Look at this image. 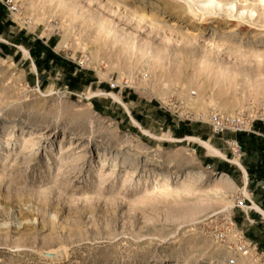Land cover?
<instances>
[{
	"label": "rangeland",
	"instance_id": "374dc122",
	"mask_svg": "<svg viewBox=\"0 0 264 264\" xmlns=\"http://www.w3.org/2000/svg\"><path fill=\"white\" fill-rule=\"evenodd\" d=\"M3 1L0 264H264L239 168L172 141L254 148L198 119L261 109L264 0H20L33 30ZM225 214L251 257L213 238Z\"/></svg>",
	"mask_w": 264,
	"mask_h": 264
},
{
	"label": "built area",
	"instance_id": "2783aa9c",
	"mask_svg": "<svg viewBox=\"0 0 264 264\" xmlns=\"http://www.w3.org/2000/svg\"><path fill=\"white\" fill-rule=\"evenodd\" d=\"M3 6L7 15L14 19L23 29L33 30L36 27V22L33 17L27 16L24 13L23 5L20 0H4ZM52 25H46L42 28V33H46L51 29ZM89 63L87 56H83L76 66L78 69H84ZM112 90L119 89L122 93L126 85L120 88L118 85L111 86ZM198 122L206 124L211 133L216 137H222L227 133L260 135L255 130V124L260 123L264 126V102L259 111L251 115H221L218 113H210L207 117L200 116ZM227 144L234 157H241L242 148L236 140L227 141ZM213 238L217 243L225 244L227 240L232 239V249L235 254L243 258H249L253 254V244L246 238L245 233L238 227L237 222L232 215H222L217 224L212 230Z\"/></svg>",
	"mask_w": 264,
	"mask_h": 264
},
{
	"label": "crops",
	"instance_id": "0c3cea01",
	"mask_svg": "<svg viewBox=\"0 0 264 264\" xmlns=\"http://www.w3.org/2000/svg\"><path fill=\"white\" fill-rule=\"evenodd\" d=\"M41 40L43 41V39H41ZM131 120H132V118H131ZM209 130H210V128H209ZM214 137H216V136H214ZM244 137H246L248 140H251L254 142V144H255L254 148H251L250 150L245 149V153H244V150L242 151L240 161L237 160L239 165L235 164L233 162L234 160H232V161L227 160L226 157H225V161H228L231 164H233L239 168V170L241 171V175H242L241 181L243 184V191L246 193L248 200L250 201V203H252L254 206H257L258 208H260L264 212V138L260 135H244ZM189 138H192V137H189ZM189 138H186V139H189ZM219 138H220L219 140H223V138H226V136L224 135V136L219 137ZM195 139H198V138H195ZM182 140H185V139H182ZM231 140H236V139L230 138L227 141H231ZM176 141H179V140H176ZM185 142H187V141H185ZM199 146L202 147L201 145H199ZM202 148H204V147H202ZM212 148H214V147H212ZM215 150H217V149H215ZM217 151H219V150H217ZM209 157L224 160L221 157L219 158L215 155L209 154ZM221 176H225V175H221ZM225 177L229 178L228 175H226ZM258 215H259L260 223H264V218H263L264 215H263V217L259 213H258ZM242 219L245 222H247V221H249L250 223L254 222V221H252V218L250 215H244V216H242Z\"/></svg>",
	"mask_w": 264,
	"mask_h": 264
},
{
	"label": "bare ground",
	"instance_id": "6f19581e",
	"mask_svg": "<svg viewBox=\"0 0 264 264\" xmlns=\"http://www.w3.org/2000/svg\"><path fill=\"white\" fill-rule=\"evenodd\" d=\"M202 8H206L205 6H203V5H200ZM206 9H208V8H206ZM27 55V54H26ZM88 59H89V57H88ZM90 60V59H89ZM108 95H110V96H112V97H115L113 94H108ZM117 99V98H116ZM117 101H118V99H117ZM120 102V101H119ZM187 140H197V142H200L205 148H206V150H207V152L209 153V154H211V155H215V156H217V157H221L222 159H224L225 160V156L220 152V151H217V150H215L214 148H212V146H210L208 143H206V142H202V141H199L198 139H193V138H189V139H186V140H179L178 142H184V141H187ZM172 141H176V140H174V139H172ZM235 164H237V162L236 161H233ZM204 175L203 176H201V178L202 179H204ZM224 180H225V178H223ZM227 181V180H226ZM257 207V206H256ZM257 209H259L258 207H257ZM260 210V209H259ZM261 212L263 213V215H264V212L261 210Z\"/></svg>",
	"mask_w": 264,
	"mask_h": 264
},
{
	"label": "trees",
	"instance_id": "16d2710c",
	"mask_svg": "<svg viewBox=\"0 0 264 264\" xmlns=\"http://www.w3.org/2000/svg\"><path fill=\"white\" fill-rule=\"evenodd\" d=\"M255 130L257 132H259L260 134H263L264 135V126H262L260 123H256L255 124ZM246 134H238V136H244ZM236 141L240 144L241 148H242V151L244 150V144L241 143L238 139H236Z\"/></svg>",
	"mask_w": 264,
	"mask_h": 264
}]
</instances>
